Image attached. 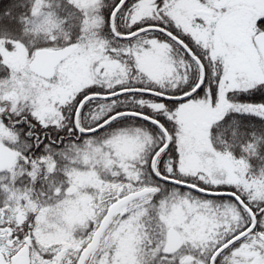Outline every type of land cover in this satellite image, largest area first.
Returning a JSON list of instances; mask_svg holds the SVG:
<instances>
[{
  "label": "snow or ice",
  "instance_id": "snow-or-ice-1",
  "mask_svg": "<svg viewBox=\"0 0 264 264\" xmlns=\"http://www.w3.org/2000/svg\"><path fill=\"white\" fill-rule=\"evenodd\" d=\"M19 6L0 16V264H264V134L237 119L264 121V0ZM25 111L83 142L26 155Z\"/></svg>",
  "mask_w": 264,
  "mask_h": 264
},
{
  "label": "trees",
  "instance_id": "trees-1",
  "mask_svg": "<svg viewBox=\"0 0 264 264\" xmlns=\"http://www.w3.org/2000/svg\"><path fill=\"white\" fill-rule=\"evenodd\" d=\"M21 2H22V0H0V16H2L3 13L6 10H8V9L12 10V15L13 16L18 15L20 12L24 11V9L19 6ZM114 3H115V0H105V4L107 5V7L104 9L106 17H108V15L110 14L111 5L114 4ZM65 7H66L67 11H73L71 9V6H68V5L65 4ZM4 22L7 23L8 21L5 20ZM76 22L78 24V14H77V21ZM15 26L18 27V25H16L15 22H13L10 25V27H15ZM125 26L126 25L122 22L121 23V27H125ZM72 31H73V37H75L76 35L79 34V27L77 26ZM103 34L105 36H109L110 35V30H109L107 25H105ZM132 99L133 98L131 96H128V98L126 100H122V103H131ZM256 102H259V101L257 100ZM96 110H97V107L93 106L92 111L95 112ZM23 115H28L27 119L29 120L31 127H33V128H41L39 123L37 121H35V119L32 118L31 115L28 112L23 113ZM14 119L20 120L21 117H14ZM237 119L240 121L241 130L243 132H246V133L257 132V133L264 134V121H260L257 117H254V116L237 117ZM6 122H8V121L6 120ZM120 126L121 127H127L128 125L121 124ZM17 127H19V126H17ZM47 129L51 132L50 133L51 137H53V138H60V137L64 138V139H62L63 140L62 141V145L64 144V146H67L70 142L71 143H77V144H80V143L83 142V138L82 137L80 139H77V136H78L77 133L75 135H73V134L68 132L67 128H64V129L47 128ZM59 151L60 150H58V152ZM260 155L264 156V144L261 145ZM56 159L59 161L60 167H63V165L65 164V161H63L59 156H57ZM251 163L253 165L254 172L256 174H258L259 171H260V167H261V161L258 160V159H253L251 161ZM57 176H58V179H60V180H65L66 179V177L63 175L62 172L57 173ZM40 186H41L40 184L37 185L38 188ZM164 188H165V192H170L172 190V186H169V185H165Z\"/></svg>",
  "mask_w": 264,
  "mask_h": 264
},
{
  "label": "flooded vegetation",
  "instance_id": "flooded-vegetation-1",
  "mask_svg": "<svg viewBox=\"0 0 264 264\" xmlns=\"http://www.w3.org/2000/svg\"><path fill=\"white\" fill-rule=\"evenodd\" d=\"M26 116H28V115H26ZM17 126H19V127L20 126H27L29 128V132L32 133V135L31 136L28 135L26 137V139H24L22 137L21 138L28 145H30L29 149L25 152V154L29 155L33 158H36V157H39V156L45 154V146H47V145H51L57 152H58V150H62L66 147V146H64V144L62 145V141H63L62 139H64V138H61V137L60 138H53V137H51L50 136L51 132L46 128H43V127L33 128V127H31L28 119L26 120V122L22 121V123L16 125V129L19 131V127H17ZM77 135L79 136L78 133H77ZM38 140L40 142L39 146H37Z\"/></svg>",
  "mask_w": 264,
  "mask_h": 264
},
{
  "label": "bare ground",
  "instance_id": "bare-ground-1",
  "mask_svg": "<svg viewBox=\"0 0 264 264\" xmlns=\"http://www.w3.org/2000/svg\"><path fill=\"white\" fill-rule=\"evenodd\" d=\"M19 131H20L22 138L26 139V137L28 136L27 133L29 132V128L27 126H20Z\"/></svg>",
  "mask_w": 264,
  "mask_h": 264
},
{
  "label": "rangeland",
  "instance_id": "rangeland-1",
  "mask_svg": "<svg viewBox=\"0 0 264 264\" xmlns=\"http://www.w3.org/2000/svg\"><path fill=\"white\" fill-rule=\"evenodd\" d=\"M17 26H15V27H13V28H16ZM25 112H27V111H25Z\"/></svg>",
  "mask_w": 264,
  "mask_h": 264
},
{
  "label": "water",
  "instance_id": "water-1",
  "mask_svg": "<svg viewBox=\"0 0 264 264\" xmlns=\"http://www.w3.org/2000/svg\"><path fill=\"white\" fill-rule=\"evenodd\" d=\"M79 134V133H78Z\"/></svg>",
  "mask_w": 264,
  "mask_h": 264
}]
</instances>
